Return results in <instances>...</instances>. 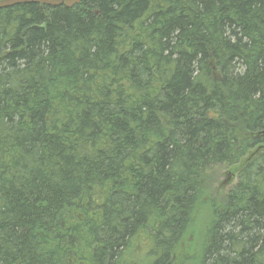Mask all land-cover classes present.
I'll return each instance as SVG.
<instances>
[{
    "label": "trees",
    "instance_id": "trees-1",
    "mask_svg": "<svg viewBox=\"0 0 264 264\" xmlns=\"http://www.w3.org/2000/svg\"><path fill=\"white\" fill-rule=\"evenodd\" d=\"M186 262L264 264V0L0 8V264Z\"/></svg>",
    "mask_w": 264,
    "mask_h": 264
},
{
    "label": "rangeland",
    "instance_id": "rangeland-1",
    "mask_svg": "<svg viewBox=\"0 0 264 264\" xmlns=\"http://www.w3.org/2000/svg\"><path fill=\"white\" fill-rule=\"evenodd\" d=\"M209 173L213 178V186L218 190L219 194H224L231 185L236 181V177L231 173L226 176L227 168L224 165H215L209 170ZM228 174V173H227ZM232 178L231 183L228 182ZM228 182V183H227ZM185 264H191V262H186Z\"/></svg>",
    "mask_w": 264,
    "mask_h": 264
},
{
    "label": "water",
    "instance_id": "water-1",
    "mask_svg": "<svg viewBox=\"0 0 264 264\" xmlns=\"http://www.w3.org/2000/svg\"><path fill=\"white\" fill-rule=\"evenodd\" d=\"M83 0H0V8L12 6L19 3H38L47 6H60L63 5L67 8L82 2Z\"/></svg>",
    "mask_w": 264,
    "mask_h": 264
},
{
    "label": "bare ground",
    "instance_id": "bare-ground-1",
    "mask_svg": "<svg viewBox=\"0 0 264 264\" xmlns=\"http://www.w3.org/2000/svg\"><path fill=\"white\" fill-rule=\"evenodd\" d=\"M78 4H79V3H78ZM39 5H40V4H39ZM75 5H76V4H75ZM41 6H44V5H41ZM46 6H47V5H46ZM73 6H74V5H73ZM73 6H72V7H73ZM70 8H71V7H70Z\"/></svg>",
    "mask_w": 264,
    "mask_h": 264
}]
</instances>
